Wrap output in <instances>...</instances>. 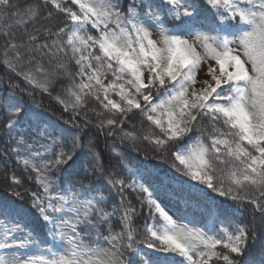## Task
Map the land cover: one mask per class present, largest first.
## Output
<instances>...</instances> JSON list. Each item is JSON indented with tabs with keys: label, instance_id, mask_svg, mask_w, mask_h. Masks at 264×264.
Here are the masks:
<instances>
[{
	"label": "snow or ice",
	"instance_id": "6c2138e0",
	"mask_svg": "<svg viewBox=\"0 0 264 264\" xmlns=\"http://www.w3.org/2000/svg\"><path fill=\"white\" fill-rule=\"evenodd\" d=\"M71 4L77 10L64 0L26 8L0 0V21H9L0 31V62L23 82L9 77L0 90V138L8 137L0 167L7 180L8 155L27 154L25 170L43 189H25L27 206L0 199V264H264V0ZM54 16L58 22L48 23ZM40 19L45 23L35 27ZM57 85L61 117L70 113L63 123L23 99L37 91L51 96ZM89 110L100 133L137 152V141H147L175 172L161 175L143 164L126 176L105 175L93 142L84 139L94 124ZM138 115L150 125L143 136L121 127ZM91 176H104L119 196L112 214ZM6 187L23 199L15 175ZM155 192L185 210L198 208L200 218L174 219ZM145 207L153 219L140 232L133 224ZM240 209L251 211L250 223L235 222ZM117 212L121 230H97L88 241L86 233ZM257 241L258 254L245 258Z\"/></svg>",
	"mask_w": 264,
	"mask_h": 264
},
{
	"label": "trees",
	"instance_id": "16d2710c",
	"mask_svg": "<svg viewBox=\"0 0 264 264\" xmlns=\"http://www.w3.org/2000/svg\"><path fill=\"white\" fill-rule=\"evenodd\" d=\"M64 2L66 6L72 7L73 10H77V7L71 4V0H64ZM12 3L18 5L20 8H26L28 4L34 3V0H12ZM48 7H51V5H49ZM46 13L47 9L44 10V15H46ZM62 15L63 14H58L59 17H62ZM57 22V16H54L53 19L48 21V23H51L53 25H55ZM43 23H45V21L43 19H40L35 23L34 26L39 27ZM8 24L9 21H0V31L8 27ZM31 30L32 26H29L28 31ZM21 33L22 28H17L16 34L18 37L21 35ZM152 34L153 38H158V33L155 28L152 29ZM3 43L4 41L0 39V45H2ZM69 70H76L74 63L69 65ZM9 77L12 78L13 83H23L22 81H19L13 73H10L8 69L4 67L3 63L0 62V81H2V83H0V90L7 89L9 87ZM65 83H67V81H65ZM61 90V85H57L56 91H54L51 96L47 94L42 95L39 91H37L34 98H30L28 95L25 94L23 96V99L28 105L35 107L36 110L42 113L45 117H51L52 119H60L61 123H63L64 120L68 119L70 113H67L63 117H61V113L64 110L63 105L59 104L55 99L57 93L61 92ZM110 95H112L114 99L119 100V97L115 96L114 94L110 93ZM17 98H20L19 94H17ZM37 105L39 107H36ZM91 107H95L96 112L101 113V115L105 118L107 117L108 114L103 112V109L100 108L99 104L93 103L92 105H90V108ZM88 115L93 119L94 124L90 127V129L84 130V139L85 141L90 140L91 142H93L95 146V151L98 154V158L103 165V171L105 175L115 170L121 176H126L127 173L133 171L136 166H142L143 164L154 166L155 168L159 169L161 175H163L164 173L175 172V170L172 169L170 166L171 159L165 160L159 157H154L152 151L150 150L151 146L147 143V141H137V147L140 149V151L137 152L131 146H129L128 142L122 144L117 136H106L100 133L95 127V122L97 121L96 113L89 110ZM132 125H135V129L132 128ZM121 127H123L125 130H134L141 136L147 134L150 131L149 122L144 117L139 115L136 116L134 120L126 122ZM208 131H211L210 127L208 128ZM203 134L205 137H207V132H204ZM197 135H199V133ZM195 138L196 137L194 136L193 139L195 140ZM7 139V136L0 138V149H3ZM25 155L27 154L22 153L20 157H17L14 154L8 155L6 161L8 164L7 180L5 179L3 168L0 167V199H12L15 200L17 203H23L25 206H27L31 202V196L28 193H25V189L30 190V192H42L43 189L37 182L35 172H32L31 168H29L27 171L25 170L23 164V159ZM4 156L5 153L3 151H0V157ZM3 163L4 161L0 159V165H2ZM175 174L179 175V173ZM13 175H15L22 181V187L17 188V191L22 193L23 199L15 196L13 192L6 187V184L11 182V177ZM29 176H31V178H29ZM104 179V176L90 177L91 182L96 184L98 187L104 188L105 197L108 201L105 211H107L109 214H112V209L119 204V196L115 194L114 190L109 189L108 186L104 184ZM130 179L131 178L129 177V180ZM139 195L142 198L144 194L141 193ZM154 198L157 199L160 203L157 192L154 193ZM130 199L132 200L133 205L139 210L140 203L137 200V193L132 192L130 194ZM120 218L121 214L117 212L112 215V219L109 221L108 224L98 226V228L93 229L91 233H86L88 241H95L97 239V230L106 232L108 227H113L115 231H120ZM152 219L153 218L148 216L147 208L145 207L143 215H140L136 218V221L133 224V228L142 232L145 226V221L151 223ZM251 220L252 215L250 210L240 209L239 211H237L235 216V222L250 223ZM142 238V235H138L136 237L137 242H140ZM101 241H103V237H101ZM259 251L260 242L257 241L256 246L249 249V252L246 253L245 258H247L249 255H256Z\"/></svg>",
	"mask_w": 264,
	"mask_h": 264
},
{
	"label": "rangeland",
	"instance_id": "374dc122",
	"mask_svg": "<svg viewBox=\"0 0 264 264\" xmlns=\"http://www.w3.org/2000/svg\"><path fill=\"white\" fill-rule=\"evenodd\" d=\"M201 78H203V74H201ZM199 87V85H197ZM158 193V199L164 209L176 219L177 217L187 216L188 219H199L200 218V211L196 207H189L187 210L183 208L182 205H177L173 203L167 196H165L161 192ZM121 225V224H120ZM122 227V225H121Z\"/></svg>",
	"mask_w": 264,
	"mask_h": 264
}]
</instances>
